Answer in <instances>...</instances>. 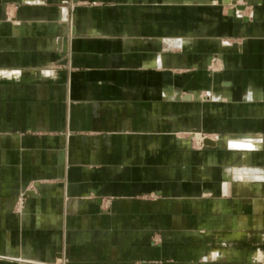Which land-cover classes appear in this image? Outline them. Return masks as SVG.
<instances>
[{"label":"crops","instance_id":"0c3cea01","mask_svg":"<svg viewBox=\"0 0 264 264\" xmlns=\"http://www.w3.org/2000/svg\"><path fill=\"white\" fill-rule=\"evenodd\" d=\"M229 1L0 0V264H264V0Z\"/></svg>","mask_w":264,"mask_h":264},{"label":"rangeland","instance_id":"374dc122","mask_svg":"<svg viewBox=\"0 0 264 264\" xmlns=\"http://www.w3.org/2000/svg\"><path fill=\"white\" fill-rule=\"evenodd\" d=\"M249 1L248 0H231V1H229V2H225V4H222V7L223 6H226V5H229V6H231V9H233V11L234 10H239V9H245L247 6H248V4H250V3H248ZM215 3H217V1H215ZM61 4H64V3H61ZM224 39H226V41L227 42H230V36H226V37H223ZM192 131V130H191ZM187 131V132H185V136H183V137H185L186 138V143H190V144H192V145H194V147H200V146H202V145H211V144H209V143H204L203 142V140H204V138H208V139H213V140H215L216 142H215V144L216 145H222L223 147H225V148H227L226 147V145H225V142L224 141H220V140H218V136H219V134L218 135H214V134H212V133H208V132H201L200 133V139H198V138H196L195 136H192V132L194 131ZM212 134V135H211ZM214 144V145H215ZM227 151V150H226ZM221 155V154H220ZM225 175V177H227V176H230V175H228L227 173H225L224 174ZM225 244H228L229 243V241H225L224 242ZM262 259V261H263V258H261ZM252 261L253 262H258L259 260H255V259H253V257H252Z\"/></svg>","mask_w":264,"mask_h":264},{"label":"built area","instance_id":"2783aa9c","mask_svg":"<svg viewBox=\"0 0 264 264\" xmlns=\"http://www.w3.org/2000/svg\"><path fill=\"white\" fill-rule=\"evenodd\" d=\"M53 264H66L65 258H60L57 263H53Z\"/></svg>","mask_w":264,"mask_h":264},{"label":"clouds","instance_id":"9594fccd","mask_svg":"<svg viewBox=\"0 0 264 264\" xmlns=\"http://www.w3.org/2000/svg\"><path fill=\"white\" fill-rule=\"evenodd\" d=\"M52 73L51 72H45V75H51ZM4 76H7V73H3ZM250 98V96H249Z\"/></svg>","mask_w":264,"mask_h":264},{"label":"water","instance_id":"95a60500","mask_svg":"<svg viewBox=\"0 0 264 264\" xmlns=\"http://www.w3.org/2000/svg\"><path fill=\"white\" fill-rule=\"evenodd\" d=\"M203 142H204V143H208V142H210V141H209V139L206 137V138H204Z\"/></svg>","mask_w":264,"mask_h":264},{"label":"snow or ice","instance_id":"6c2138e0","mask_svg":"<svg viewBox=\"0 0 264 264\" xmlns=\"http://www.w3.org/2000/svg\"><path fill=\"white\" fill-rule=\"evenodd\" d=\"M7 75H12V74H10V73H7ZM16 75H18V73H17Z\"/></svg>","mask_w":264,"mask_h":264}]
</instances>
